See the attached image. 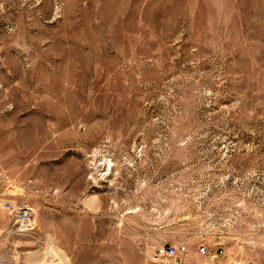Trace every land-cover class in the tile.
Wrapping results in <instances>:
<instances>
[{
    "label": "rangeland",
    "instance_id": "rangeland-1",
    "mask_svg": "<svg viewBox=\"0 0 264 264\" xmlns=\"http://www.w3.org/2000/svg\"><path fill=\"white\" fill-rule=\"evenodd\" d=\"M162 246L264 264V0H0V264Z\"/></svg>",
    "mask_w": 264,
    "mask_h": 264
},
{
    "label": "built area",
    "instance_id": "built-area-1",
    "mask_svg": "<svg viewBox=\"0 0 264 264\" xmlns=\"http://www.w3.org/2000/svg\"><path fill=\"white\" fill-rule=\"evenodd\" d=\"M201 253H205V249H200ZM186 254L185 246H162L156 249L154 261L157 264H184Z\"/></svg>",
    "mask_w": 264,
    "mask_h": 264
}]
</instances>
